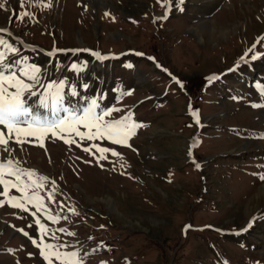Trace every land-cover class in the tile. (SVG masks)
I'll return each mask as SVG.
<instances>
[{
    "label": "rangeland",
    "instance_id": "374dc122",
    "mask_svg": "<svg viewBox=\"0 0 264 264\" xmlns=\"http://www.w3.org/2000/svg\"><path fill=\"white\" fill-rule=\"evenodd\" d=\"M54 1L8 0L0 8V29L10 33L3 38L17 49L13 54L0 46L4 63L18 70L26 59L41 69L33 88L37 96L25 93L28 106L49 116L39 107L41 85L65 81L64 106L79 112L95 98L97 111L119 109L105 120L131 113L143 127L128 140L130 147L108 139L81 141L67 132L61 136L77 143L51 133L22 135V145L10 141L19 167L34 170L33 179L48 178L43 188H29V195L38 192L60 219L48 220L32 204L29 211L13 208L0 196V264H46L20 231L39 242L37 218L48 229L46 243L79 251L84 264H264V94L258 91L264 84V42L254 50L262 55L228 74L264 37V0H184L182 11L173 0L167 19H155L165 11L157 0ZM24 12L31 16L21 20ZM16 41L36 47L22 50ZM61 49H89L108 59L46 55ZM136 51L144 55L131 56ZM72 64L85 67L74 71ZM211 77L218 79H206ZM194 139L199 143L191 147ZM98 147L120 155L110 151L98 161ZM6 158L0 146V160ZM52 181L54 201L48 199ZM13 195L21 193L11 189ZM253 217L254 229L233 235Z\"/></svg>",
    "mask_w": 264,
    "mask_h": 264
},
{
    "label": "snow or ice",
    "instance_id": "6c2138e0",
    "mask_svg": "<svg viewBox=\"0 0 264 264\" xmlns=\"http://www.w3.org/2000/svg\"><path fill=\"white\" fill-rule=\"evenodd\" d=\"M7 2L8 0H0V8H4ZM39 2L43 3V0H39ZM157 3H159L161 7L165 9V11L162 16L156 17L155 19H167L173 4V0H157ZM175 3L177 4L179 10L182 11L183 9L179 6L183 5L184 0H175ZM21 4L23 5V0H21ZM49 4H43V6L48 7ZM105 15L108 16L110 14L106 12ZM30 16L31 13L24 12L20 14L19 18L23 20L25 17ZM112 19L115 20V17H112ZM133 22L135 23V21ZM0 33H8V29H0ZM8 34L10 35V33ZM261 40H264V37L257 38V41L253 43L248 48L245 55L240 58V62H247L249 58L254 61L260 55H262V53L254 51ZM0 46L13 54L17 52V49L9 44L7 40L3 38V36H0ZM73 51L79 52L90 50L76 49ZM249 53H252L250 57ZM48 54L49 56H52L54 55V52H50ZM91 54L100 60L108 59L107 56H102L98 52H92ZM136 55L142 56L144 54L136 53ZM5 58V51L0 50V126H3L0 128V146H2L4 152L8 154V158L0 160V186L3 188V191L0 192V196L7 197L8 200L12 202L10 204L11 207L20 209L22 211H29L27 205L32 204L38 212H43L47 216L48 220L57 222L60 217L54 216L47 211L46 205L43 202V198L39 195V193L34 191L31 195H29L28 192L29 188H43L44 184L42 181H46L48 178L39 177L37 179H33L35 176L34 170H28L19 167L20 162L18 160L14 161L11 158L12 149L9 146L10 141L22 145L25 143V140L21 139L22 135L36 136L37 133L42 135L51 133L53 137L59 136L61 139H64L66 144L71 145L77 143V141L74 139H66L61 136V133L67 132L69 135L71 133H75V135L78 136L81 141L85 139L89 141L96 139H108L113 144L130 147V145L127 144L128 140L133 135H135V130L143 127V125L134 122L131 113L119 120H105V117L110 116L113 111H119V109H104L97 111L100 109V104L95 98L90 101L87 107L83 108L79 112L72 109L70 106H64L62 90L65 88V81H60L59 83L50 82L46 85H41L44 87V92L40 93L39 107L48 109L50 112L49 116L41 117L39 113H37L32 107L28 106L27 100L25 99V93H28L31 96H37L38 93L37 91H33V88L40 84L39 74L41 73V69L35 64H27L25 59L24 64L17 70L15 68V64L4 63ZM148 59L154 61L155 58L148 57ZM240 62H238L237 67L239 66ZM16 63H20V61H16ZM70 67L74 71H82L85 66L72 64ZM126 67L131 68L132 65L128 64ZM157 67L161 66L157 64ZM232 70L234 69H230L229 71ZM17 71L19 72V75H17ZM164 71H167V69H164ZM169 75L171 74L169 73ZM21 77H26L27 80L31 81V83H26L25 79H22ZM172 79L181 88H183V83L181 81H179L174 76ZM206 79L212 80L218 79V77ZM84 87L87 88L88 85L85 84ZM10 89H14V91H10ZM258 91L261 94H264V84L258 86ZM77 94L78 93L73 87L71 95L76 96ZM122 95H131V91L122 93ZM49 100L51 103H49ZM258 106L261 105H253V107ZM61 112L65 115H61ZM193 115H195V113H193ZM198 122L199 121L197 119V123ZM79 126H83L87 129V131H80ZM198 143L199 140L194 139L191 147L197 146ZM41 146L43 145L41 144ZM84 151L90 152V148H84ZM98 151L101 154L99 157H97L98 161L101 159H107V156L104 154L110 151L113 156L120 155L115 150L106 147H98ZM101 167H103V165H101ZM196 167L199 168L200 165L197 163ZM25 177H27V180L24 179ZM260 178L264 180V175H262ZM11 189H15L17 192H20L21 196H9ZM55 190V181H52V191L48 193V199L51 201L55 200L53 195ZM0 206H3V201H0ZM69 211L75 212V209H69ZM31 214L33 217L36 216L35 212H32ZM64 219H66V217H64ZM256 219L257 217H253L244 228L238 230L237 234L246 232L248 229H250ZM35 224L38 226L40 231L39 242H37L36 239L30 237L29 234L22 229L20 231L24 236L31 240L32 244L36 248L39 249V255L46 262V264H54V261L56 264H84L83 257L80 256L79 251L63 252L60 251V249L68 247L66 244L46 243L44 241V237L48 235V229H46L45 225L42 224L38 218L35 219ZM29 227H31V225H29ZM187 227L190 226H186V229ZM59 231L64 232L66 230L59 229ZM68 235L75 234L69 232ZM50 238L55 239L54 234ZM9 251L11 252L12 250ZM95 251L96 249H93V252ZM31 255L32 254L29 253V256ZM84 255L86 256L88 253H85ZM101 264H107V262L101 261ZM257 264H259V262H257Z\"/></svg>",
    "mask_w": 264,
    "mask_h": 264
},
{
    "label": "bare ground",
    "instance_id": "6f19581e",
    "mask_svg": "<svg viewBox=\"0 0 264 264\" xmlns=\"http://www.w3.org/2000/svg\"><path fill=\"white\" fill-rule=\"evenodd\" d=\"M53 2H54V5H56L54 0H53ZM202 28H203V23L198 28H196L195 31L197 33H200V31H201Z\"/></svg>",
    "mask_w": 264,
    "mask_h": 264
},
{
    "label": "trees",
    "instance_id": "16d2710c",
    "mask_svg": "<svg viewBox=\"0 0 264 264\" xmlns=\"http://www.w3.org/2000/svg\"><path fill=\"white\" fill-rule=\"evenodd\" d=\"M254 228H255V226L252 229H254Z\"/></svg>",
    "mask_w": 264,
    "mask_h": 264
}]
</instances>
